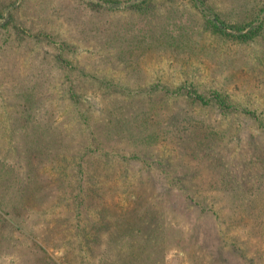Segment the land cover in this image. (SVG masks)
Instances as JSON below:
<instances>
[{"label":"rangeland","instance_id":"rangeland-1","mask_svg":"<svg viewBox=\"0 0 264 264\" xmlns=\"http://www.w3.org/2000/svg\"><path fill=\"white\" fill-rule=\"evenodd\" d=\"M215 15L256 23L264 0H0V264H264V31Z\"/></svg>","mask_w":264,"mask_h":264},{"label":"trees","instance_id":"trees-1","mask_svg":"<svg viewBox=\"0 0 264 264\" xmlns=\"http://www.w3.org/2000/svg\"><path fill=\"white\" fill-rule=\"evenodd\" d=\"M255 20H253V21H250V22H248V23H246L245 25H236V26H231V25H228L225 21H223L222 19H220L217 15H215V18L213 19H209V22H210V24H211V26L213 27V29L214 30H218V31H220V32H223L225 35H233V34H230L231 32L230 31H228L229 29H233V30H236V33L237 34H235V35H233V36H236L237 38H239L240 40H242V41H246V42H248V41H250V40H253L254 38H255V35L258 33L259 34V32H263L264 31V15H263V17H262V19H260V20H258L256 23H253ZM186 45H183L182 47H185ZM14 86V85H13ZM12 87V86H11ZM70 91H72V87L70 86L69 88H68ZM131 93V92H130ZM71 96H72V99H70V101L72 102V104L71 105H69L68 104V106H67V109L68 110H71L70 112H72L74 115H78L79 117H80V120H81V118L84 120V119H87L88 117H87V115H85L86 114V110L85 109H83L81 106H80V104L82 103V101H81V97H78L76 94H74V93H72L71 94ZM193 96V99H195L194 101H197V102H200V103H202L203 105H208L210 102L212 103V98H210V97H205L202 93H195V94H193L192 95ZM211 96H215L216 98H217V100H219L223 105H229L228 103H229V97H227V95H225L223 92H221L220 90H217L214 94H212ZM129 97H131V96H129ZM130 99V98H129ZM28 100H30V99H28V98H26V99H24V100H22V103H21V106L20 107H23V108H29L30 106H31V102L30 101H28ZM132 100V99H131ZM14 102H18V98L15 96V98H14ZM228 102V103H227ZM168 105H166V106H163L164 108H161L160 110H157V114L158 113H160L161 114V117H165L166 118V120L167 121H169L170 119H171V121H173V122H175L174 120H173V117H176V118H180V116H182V115H185V114H188V112H187V110H185V109H181V113H183L182 115L179 113V111L178 110H176V112L174 113V108L173 107H167ZM166 108V109H165ZM152 110H154L152 107H150L149 106V109L148 110H146V111H152ZM122 111V108H120L119 107V110L118 109H108V110H105V112L107 113V116H110L111 118H112V120H114L113 122H116L117 124H111V125H109L108 123L106 124V126H108V127H106L107 128V131L109 132V133H112L116 128H119V127H125V128H128V125H129V123H127V118L126 117H122V116H120V112ZM153 114H155V113H153ZM159 114V115H160ZM179 115V116H178ZM173 116V117H172ZM259 114H253V115H250V120H257V118H259ZM32 117V116H31ZM29 119V117L27 118V120ZM153 119L155 120L156 119V116H154L153 117ZM247 119V121H248V118H246ZM121 120H126V121H121ZM184 120H186V119H184ZM112 122V121H111ZM156 122L158 123V124H163V121L161 120V119H156ZM177 125H176V128H175V130L173 131V134H174V136H178V133H182V132H185V126H183V125H181V123H180V120L177 122H175ZM193 123V122H192ZM248 123H249V121H248ZM259 123L261 124V126L264 128V121H262V119L261 118H259ZM201 124H203L204 126H206L207 124H205V121L203 122V123H201ZM190 124H189V122H188V126H189ZM194 125V124H193ZM152 126V124H150V126H149V128ZM198 126H195L194 127V129L193 130H195L196 128H197ZM208 128H211V130H212V136H210V135H208V137L209 138H211L213 141H215V140H219L220 139V135L217 133V130H215L213 127H212V125H209V127ZM55 129V128H54ZM202 131H206V129L207 128H200ZM53 129H52V127H50V123H47V127H45V132H50V133H53V131H52ZM167 133L169 132V130L168 131H166ZM152 134L153 135H155L154 134V132H152ZM157 134V133H156ZM219 135V136H218ZM36 138H38L37 136H35V138L33 139V141L30 143V144H32L31 146L32 147H34L33 145H34V143H36V141H37V139ZM189 140H191V139H189ZM22 146L21 147H27L28 145H26L25 146V144L26 143H28V139H26V136H25V138L24 139H22ZM53 141V143H55V141H56V139H54V137H53V139H51V142ZM50 146V145H49ZM52 146V145H51ZM48 147V146H47ZM47 150H49L50 151V148H48ZM51 151H52V149H51ZM39 153H40V150H39ZM49 154V153H48ZM47 154V155H48ZM41 155V154H40ZM37 156H38V158H40L41 159V156L39 157V154H37ZM24 160H26V158L24 159V158H22V157H20L19 158V163H18V165H19V167H20V170L22 171V173L23 174H26V175H24L25 176V178H27V180L26 181H24V179L23 178H21V184H22V189H21V186H20V192H17V198L16 199H18V207L19 208H21V209H26L27 208V206H25V204L27 203V199L29 198V197H27V195H29V191L27 192V191H24V189H25V187L27 186L28 188H29V186H30V180H29V178H30V175L31 174H34V175H37L38 174V172L37 171H35V169H34V162H32L30 159H27V162H29V165L31 166H29L28 164H24ZM26 162V163H27ZM40 162V161H39ZM41 162L43 163L44 162V157H43V159L41 160ZM27 165H28V168H27ZM29 172V173H28ZM2 176V172H0V177ZM38 176V175H37ZM251 179V177H248L247 175H245V178L244 179ZM175 181V183H179V182H183V183H185L183 180H181V179H175L174 180ZM186 184V183H185ZM183 186L184 185H182L181 187L183 188ZM186 186V185H185ZM40 187H39V185H35L34 186V189H39ZM0 189H1V185H0ZM27 193V194H26ZM189 196H191L190 195V193L188 194ZM188 195H186V197L188 198ZM26 196V197H25ZM78 196H80V195H78ZM173 199V198H172ZM20 202V203H19ZM0 204H1V206L3 207V205H2V200H1V202H0ZM7 212H8V210H7ZM0 221L1 222H7L6 220H5V217L0 213ZM12 224H14V225H11V229L13 230H19V228H17V226H16V223L15 222H13ZM129 234H133V233H129ZM25 236H27L28 234H24ZM14 238H12V236H10V235H3V234H1L0 235V250L2 249V247L3 246H6V247H8V246H11V244L10 243H7L6 245H4L3 244V241L4 240H7V241H12ZM254 263H257L256 261L254 262Z\"/></svg>","mask_w":264,"mask_h":264}]
</instances>
